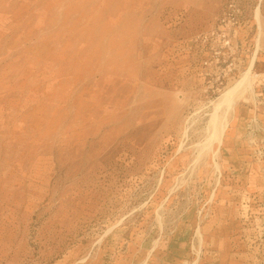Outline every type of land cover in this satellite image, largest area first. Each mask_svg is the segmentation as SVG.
I'll return each instance as SVG.
<instances>
[{"label": "rangeland", "instance_id": "obj_1", "mask_svg": "<svg viewBox=\"0 0 264 264\" xmlns=\"http://www.w3.org/2000/svg\"><path fill=\"white\" fill-rule=\"evenodd\" d=\"M0 264H264V0H0Z\"/></svg>", "mask_w": 264, "mask_h": 264}, {"label": "bare ground", "instance_id": "obj_2", "mask_svg": "<svg viewBox=\"0 0 264 264\" xmlns=\"http://www.w3.org/2000/svg\"><path fill=\"white\" fill-rule=\"evenodd\" d=\"M255 19L260 25L261 22V8L258 4L255 8ZM256 53L254 54L253 58L251 59L249 66L241 74V76L236 79L231 85H228L220 96L214 102V111L210 114V118L206 125V133L202 142L201 151L203 149H209L212 147L214 142H217V146L214 149V153L218 151L219 145L222 143V136L224 134L227 121L225 113L226 111L232 107L233 102L237 96L244 94L245 91L251 90V80H252V66L254 63V59L256 58ZM221 107H225V112L223 114L219 113Z\"/></svg>", "mask_w": 264, "mask_h": 264}, {"label": "built area", "instance_id": "obj_3", "mask_svg": "<svg viewBox=\"0 0 264 264\" xmlns=\"http://www.w3.org/2000/svg\"><path fill=\"white\" fill-rule=\"evenodd\" d=\"M228 24H237V20L235 18V16H230V14H228L227 16H223L221 19V26L222 27H227ZM212 31L207 32L203 38L205 39V41H207L209 38H212ZM215 39V38H214ZM216 40L218 41V43L220 44L221 48H229L231 46L230 43V38L229 36H227V34L225 33V31L222 30L221 35L216 36ZM217 52L214 53L213 55V59L214 57H216ZM213 59H210L209 57L204 59V64H208L211 63ZM216 60H218V58H215Z\"/></svg>", "mask_w": 264, "mask_h": 264}]
</instances>
